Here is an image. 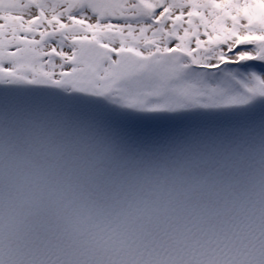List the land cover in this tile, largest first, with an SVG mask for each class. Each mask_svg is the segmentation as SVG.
Instances as JSON below:
<instances>
[{
    "label": "snow or ice",
    "instance_id": "1",
    "mask_svg": "<svg viewBox=\"0 0 264 264\" xmlns=\"http://www.w3.org/2000/svg\"><path fill=\"white\" fill-rule=\"evenodd\" d=\"M0 264H264V0H0Z\"/></svg>",
    "mask_w": 264,
    "mask_h": 264
}]
</instances>
